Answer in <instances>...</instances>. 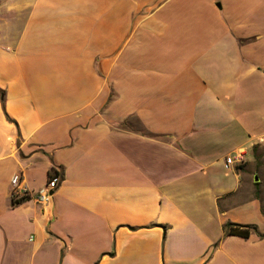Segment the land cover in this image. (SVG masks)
I'll list each match as a JSON object with an SVG mask.
<instances>
[{
	"label": "crops",
	"instance_id": "0c3cea01",
	"mask_svg": "<svg viewBox=\"0 0 264 264\" xmlns=\"http://www.w3.org/2000/svg\"><path fill=\"white\" fill-rule=\"evenodd\" d=\"M0 264H264V0H0Z\"/></svg>",
	"mask_w": 264,
	"mask_h": 264
},
{
	"label": "built area",
	"instance_id": "2783aa9c",
	"mask_svg": "<svg viewBox=\"0 0 264 264\" xmlns=\"http://www.w3.org/2000/svg\"><path fill=\"white\" fill-rule=\"evenodd\" d=\"M247 152L243 149L237 151L226 159V167H238L245 163ZM62 183V175L57 171L49 179L47 186L37 195L22 185V180L19 177L15 180L16 186L13 190V200L17 203L23 202L25 199L32 198L38 204L45 208L50 207L53 199V194L59 185Z\"/></svg>",
	"mask_w": 264,
	"mask_h": 264
},
{
	"label": "trees",
	"instance_id": "16d2710c",
	"mask_svg": "<svg viewBox=\"0 0 264 264\" xmlns=\"http://www.w3.org/2000/svg\"><path fill=\"white\" fill-rule=\"evenodd\" d=\"M14 205H17L16 201L13 200ZM255 226H241L229 223L226 225V235H236L244 238H249L251 232L256 231Z\"/></svg>",
	"mask_w": 264,
	"mask_h": 264
}]
</instances>
